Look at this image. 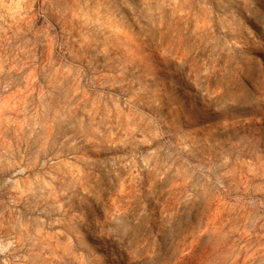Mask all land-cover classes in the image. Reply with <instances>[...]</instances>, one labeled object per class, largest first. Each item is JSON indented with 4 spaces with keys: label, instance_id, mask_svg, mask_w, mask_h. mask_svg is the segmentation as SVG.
I'll use <instances>...</instances> for the list:
<instances>
[{
    "label": "clouds",
    "instance_id": "9594fccd",
    "mask_svg": "<svg viewBox=\"0 0 264 264\" xmlns=\"http://www.w3.org/2000/svg\"><path fill=\"white\" fill-rule=\"evenodd\" d=\"M0 264H264V0H0Z\"/></svg>",
    "mask_w": 264,
    "mask_h": 264
}]
</instances>
